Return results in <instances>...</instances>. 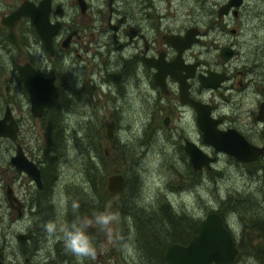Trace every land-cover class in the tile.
Wrapping results in <instances>:
<instances>
[{"label":"rangeland","instance_id":"obj_1","mask_svg":"<svg viewBox=\"0 0 264 264\" xmlns=\"http://www.w3.org/2000/svg\"><path fill=\"white\" fill-rule=\"evenodd\" d=\"M151 1L157 4L160 15L171 21V25L194 24L206 30V41L202 47L197 44L193 47L194 54L204 51L207 56L208 51L232 38L227 31L221 34L216 27L210 26L209 19L224 0ZM225 19L239 29L234 46L243 57L255 58L254 65L256 63L264 73V0H242L237 17L230 15ZM207 23L210 28L204 26ZM216 30L218 38L213 42L214 46H210L209 38ZM3 40L0 35L2 107L7 92L14 87L9 81V71H12L10 55ZM84 66L89 69L86 63ZM66 68L58 71L57 88L42 118H33L26 111L22 124H19L17 139H25L30 158L43 167V172L49 170L46 159L51 161L54 175L49 182L48 176L43 174L45 187L42 191H38L34 183L29 182L26 175L19 174L9 162L14 146L9 140L0 138V249L4 263L79 264L77 258L65 253L59 231L49 237L43 225L48 221L57 223L58 228L71 225L74 221L83 220V214L88 213L91 225L86 231L100 254L94 260L84 259L83 264H166L152 254L151 251L159 245L149 236L147 226L159 230L164 244L171 237L179 239L180 236L185 238L177 241L185 243L194 233V222L207 212L216 211L237 248L231 264H255L253 247L264 243V171L239 167L222 154L210 170L200 172L192 168L181 151L175 131L160 127L158 122V129L145 128L144 119L136 117L137 113L127 105L125 95L115 99L120 104L116 111L121 114L113 124L112 136L108 138L100 103L84 105L89 90H99L89 79L97 76L90 75L86 69L66 71ZM64 81H67L66 86ZM252 90L253 87L248 85L246 93L233 91L231 94L230 107H234L230 110L244 122H251V115L246 110L255 107L254 100L258 97ZM241 95L245 97L241 98ZM238 100L241 103L235 107ZM228 109V106L223 107L224 111ZM83 111L90 113L89 119L79 115ZM191 115L189 111L185 113L184 123L189 132L194 126ZM22 125L25 134L21 130ZM254 127L259 128L260 125L255 123ZM252 132L259 134L260 137L253 134L258 143L264 141L259 130ZM199 136L198 133L193 137L200 140ZM201 146L206 152L211 147L204 142ZM103 151L109 152L110 156H103ZM89 155L97 161L98 173L105 172L102 184L113 168L123 173L124 185L118 193L107 194L98 190V173L93 179L88 177L86 160ZM6 183H11L13 194L24 203L25 209L21 214L17 215L6 201ZM97 195L100 198L96 201ZM74 202L79 205L76 212L73 211ZM103 212L119 214V220L110 225L111 237L95 223V215ZM170 213L178 218L177 224L169 222ZM27 229L31 233L29 238L19 242L15 234ZM109 245H112V254L108 251Z\"/></svg>","mask_w":264,"mask_h":264},{"label":"flooded vegetation","instance_id":"obj_2","mask_svg":"<svg viewBox=\"0 0 264 264\" xmlns=\"http://www.w3.org/2000/svg\"><path fill=\"white\" fill-rule=\"evenodd\" d=\"M226 1L217 5L215 15L209 20L211 27H216L221 34L227 31L232 38L226 43L218 44L214 48L215 52L213 49L205 56L204 51L194 54L193 47L196 44L201 47L204 45L206 30L194 24L171 25V21L160 15L157 4L151 0H48L46 4L41 3V0H0V19L21 4L31 9L38 6L42 19L40 34L36 31L29 14H20L11 19L8 25L0 22V35L6 42V52L10 55L12 71H9V81L14 84L13 89L7 92L3 107L0 105V118L7 111L17 124L14 139L6 136L0 138L9 140L14 150L17 144L20 145L24 155L37 165L41 186L38 188L25 172L18 173L26 175L38 191L44 189L43 167L27 154L25 139L20 141L17 139L19 124H22L24 119L23 114L26 111L30 112L28 93L16 71V64L24 62H28L42 77H54L51 94L42 114L57 88L60 74L58 71L65 67L66 71H84L86 63L89 65V69H86L90 71L89 74L97 76L95 79L90 76L89 79L94 81L99 90H89L84 105L99 102L105 118L103 124L106 121L114 124L120 119L121 113L116 111L120 104L115 102V99L125 95L127 105L135 110L136 117L144 119L145 128L151 126L158 129L159 123L160 127L175 131L180 140L181 151L187 158L183 147L185 140L193 142L202 151L214 157L209 168L201 167L196 170L200 172L204 171L203 169L210 170L222 154L239 167L264 171V141L258 143L253 136L258 133L252 132L259 130L260 135H264V82H262L264 73L262 69L256 67V63L254 65L255 58L243 57L234 46L239 29L228 24L229 21L225 17L230 15L237 17L238 6H230L226 12L217 14L218 7ZM208 23L204 26H208ZM189 26L196 28L195 40L189 46L183 47L181 38ZM217 30L209 38L210 46H214L213 42L218 38ZM8 31L11 38L6 36ZM172 34L178 35L173 44L169 40ZM44 39L49 40L48 47L44 45ZM221 47H227L229 52L221 54ZM212 73L220 76L217 78H220L217 85L215 87L202 85V82L211 80L206 76ZM64 82L66 86L67 81ZM248 85L253 87L252 91L256 92L258 97L254 100L255 107L246 110L251 115V122H244L237 113L230 110L234 107H230L231 94L233 91L246 93ZM188 98L209 105L211 117L216 119L215 127L219 131L231 128L247 142L262 146V152L249 161L236 159L226 152L215 150L212 146L206 152L201 146L204 141L196 123L195 109L185 100ZM240 103L238 100L235 107ZM260 105H263V109L258 113ZM224 106H228L229 109L224 111ZM188 111L192 114L191 119L194 122L190 132L184 123L185 113ZM42 114L31 115L33 118L41 119ZM79 115L90 118L89 112H79ZM252 121L260 127H254L255 123ZM23 128L22 125L21 130L25 134ZM198 133L200 140L193 137ZM171 134L174 135L173 132ZM9 185L11 187V183ZM16 198L20 202L21 214L25 206L20 197Z\"/></svg>","mask_w":264,"mask_h":264},{"label":"water","instance_id":"obj_3","mask_svg":"<svg viewBox=\"0 0 264 264\" xmlns=\"http://www.w3.org/2000/svg\"><path fill=\"white\" fill-rule=\"evenodd\" d=\"M48 0H41V3L46 4ZM241 0H227L221 4L217 9V14L220 15L227 11L228 7H236ZM236 9L234 8L233 11ZM20 14H29L33 20L36 31L41 32L42 19L38 6L31 9L25 7L24 4L16 7L10 11L8 15L3 16L0 22L3 25H8L11 19H15ZM45 15V14H44ZM196 28L189 26L181 39H183L182 46H189L195 40ZM40 34V33H39ZM10 37L9 31L6 34ZM175 38L178 35L172 34L169 38L171 43L175 42ZM46 47L49 46V40H43ZM16 45V42L13 41ZM229 52L227 47H221L220 53ZM16 71L18 78L28 93L30 112L33 116H40L43 111V107L48 100L52 86L53 76L42 77L34 68L28 63H17ZM211 80L202 82L204 86L215 87L217 85V79L220 77L216 73L206 76ZM188 103L193 105L196 112V123L201 131L202 140L205 143L210 144L215 150L226 152L236 159L249 161L253 159L257 154L262 152V146H256L247 142L240 134L235 130L229 128L227 130L219 131L215 127L216 119H213L210 114V108L207 103L195 101L191 98L185 99ZM263 105L259 106L258 113H261ZM7 121V122H6ZM105 135L110 138L113 132V123L111 121L104 122ZM17 124L12 120L8 112H4L0 118V136H6L10 139H14L16 136ZM184 150L187 153L188 160L194 169L201 167L209 168L210 163L214 160L213 156L208 155L202 151L198 146L189 140L184 141ZM10 163L16 168L17 171L25 172L39 188L40 177L39 169L37 165L30 159H28L20 145H16L14 153L9 157ZM124 182L123 173L120 171H113L107 174L104 182V188L108 193H117L122 187ZM4 194L9 206L16 210V214L20 213V202L16 196L12 193V189L9 184L5 185ZM88 213H84L83 220L88 221ZM195 232L191 235L185 243L170 242L162 247L161 257L166 264H231L237 248L235 241L230 235L229 231L224 225V221L220 214L216 211H209L203 217L197 219L194 223ZM30 236V231L18 232L15 234V238L19 242L27 240ZM108 247L109 253H112ZM98 255V251H97ZM2 251L0 249V264H5L1 259ZM97 257V256H96Z\"/></svg>","mask_w":264,"mask_h":264},{"label":"clouds","instance_id":"obj_4","mask_svg":"<svg viewBox=\"0 0 264 264\" xmlns=\"http://www.w3.org/2000/svg\"><path fill=\"white\" fill-rule=\"evenodd\" d=\"M78 208L79 205L74 202L73 211H78ZM118 220V213L103 212L95 215V223L100 225L109 237H111L110 225ZM90 225V221L78 220L71 225H64L58 228L57 223L48 221L43 225V228L49 237L55 236L59 231L65 253L74 256L79 261V264H83L84 259L90 258L94 260L97 256V249L86 231Z\"/></svg>","mask_w":264,"mask_h":264},{"label":"trees","instance_id":"obj_5","mask_svg":"<svg viewBox=\"0 0 264 264\" xmlns=\"http://www.w3.org/2000/svg\"><path fill=\"white\" fill-rule=\"evenodd\" d=\"M47 107V106H46ZM45 112V111H44ZM51 129V134L53 135L54 134V131H52V128H50ZM53 149V148H52ZM102 154H103V156H106V154L108 155V156H110V153L108 152V153H106L105 151H103L102 152ZM89 158H90V160H89ZM89 158L87 157V163H88V165L86 166V174L88 175V177H90L91 179H93V177H95V174L96 173H98V170H99V165H98V163H97V161L94 159V157L93 156H91V155H89ZM50 165H51V161L50 160H48V159H46V166L49 168V170L47 169L45 172H43V174L45 173L46 174V176H48V181L50 182L51 180H52V178H53V171L51 170V168H50ZM118 169L117 168H113L109 173H111V172H113V171H117ZM119 171V170H118ZM121 172V171H120ZM104 171H99V173H98V184H97V188H98V190H102V193H107V194H109L106 190H105V188H104V183L102 184V182H101V179H102V177H103V175H104ZM108 173V174H109ZM107 176V175H106ZM104 182H105V180H104ZM94 190L96 191V187H94ZM96 192H98V191H96ZM99 193V192H98ZM101 195V194H100ZM98 197V198H97ZM100 198V196H96L95 197V200L97 201L98 199ZM101 200V199H100ZM169 222H171V223H173V225L174 224H177V222H178V218H176V217H174V214L173 213H170V218H169ZM195 223V222H194ZM173 227V226H172ZM142 228V227H141ZM147 228H149L150 230V232H149V236L150 237H152V240L156 243V244H158L159 246L160 245H163V246H165L166 244H168V243H170V242H173V241H176V242H179L180 240H183L182 238H185V237H182V236H180V238L179 239H177L178 237H176V238H173V237H171L170 238V240H168V242L167 243H163L164 242V237L159 233V230H157V229H151L149 226H147ZM263 228V227H262ZM143 229V228H142ZM195 231V230H194ZM193 234V233H192ZM191 234V235H192ZM261 234V233H260ZM262 235V234H261ZM170 236V235H169ZM260 236V235H259ZM263 236V235H262ZM177 240H179V241H177ZM261 240H263V238L261 239ZM166 242V241H165ZM159 246H157V248H155L154 250H152L151 252H152V254L154 255V256H156V257H159V259L161 258L162 259V257H161V249H162V247H161V249L159 248ZM254 250L252 251V255H253V257H254V260H255V264H264V243H262V244H259V245H254Z\"/></svg>","mask_w":264,"mask_h":264}]
</instances>
